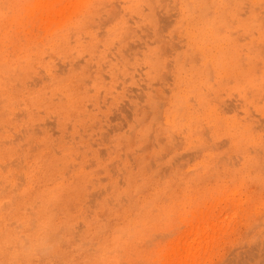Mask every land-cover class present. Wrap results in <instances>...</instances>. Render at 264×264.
Wrapping results in <instances>:
<instances>
[{
    "label": "clouds",
    "instance_id": "clouds-1",
    "mask_svg": "<svg viewBox=\"0 0 264 264\" xmlns=\"http://www.w3.org/2000/svg\"><path fill=\"white\" fill-rule=\"evenodd\" d=\"M0 264H264V0H0Z\"/></svg>",
    "mask_w": 264,
    "mask_h": 264
}]
</instances>
